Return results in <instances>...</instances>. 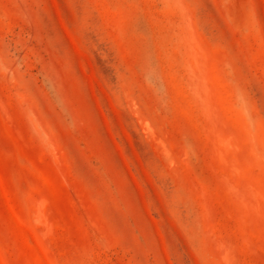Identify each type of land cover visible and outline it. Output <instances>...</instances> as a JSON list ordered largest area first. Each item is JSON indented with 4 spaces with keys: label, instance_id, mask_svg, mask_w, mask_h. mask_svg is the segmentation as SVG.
<instances>
[{
    "label": "rangeland",
    "instance_id": "1",
    "mask_svg": "<svg viewBox=\"0 0 264 264\" xmlns=\"http://www.w3.org/2000/svg\"><path fill=\"white\" fill-rule=\"evenodd\" d=\"M0 264H264V0H0Z\"/></svg>",
    "mask_w": 264,
    "mask_h": 264
}]
</instances>
